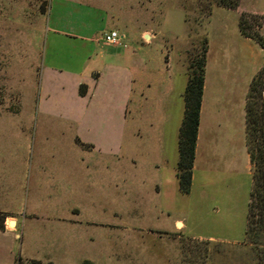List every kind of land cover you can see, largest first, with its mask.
Instances as JSON below:
<instances>
[{
	"label": "rangeland",
	"instance_id": "obj_1",
	"mask_svg": "<svg viewBox=\"0 0 264 264\" xmlns=\"http://www.w3.org/2000/svg\"><path fill=\"white\" fill-rule=\"evenodd\" d=\"M51 1L0 0V199L22 214L45 216L65 208L49 206L55 198L71 197L81 221L73 238L76 264H259L255 250L242 242L251 186L245 103L249 83L264 63V48L240 34L238 21L243 16L247 31L264 38V0H239L233 9L215 0H77L114 12L115 28L124 33L123 56L116 63L131 66L128 57L134 55L148 66L136 89V96H143L132 98L130 118L149 128L169 111L172 118H183L188 67L207 39L208 132L183 206L169 168L162 170L157 197L150 172L133 174L134 163L127 159L108 158V175L95 171L87 183L48 187V163L66 159L83 166L82 148L68 128L37 114ZM135 128L140 127H128ZM84 161L100 164L96 154ZM76 174L85 176L84 170ZM159 205L166 212L160 213ZM175 219L183 221L181 229ZM41 220L34 218L29 226L41 228L37 248L42 251L48 249L43 241L52 244L55 233L52 223ZM27 233L26 228L24 242Z\"/></svg>",
	"mask_w": 264,
	"mask_h": 264
},
{
	"label": "crops",
	"instance_id": "obj_2",
	"mask_svg": "<svg viewBox=\"0 0 264 264\" xmlns=\"http://www.w3.org/2000/svg\"><path fill=\"white\" fill-rule=\"evenodd\" d=\"M112 12L99 5L77 0H52L49 6L37 114L43 116L46 122L60 120L68 128L74 143L82 148L80 153L83 155L79 163L83 166L76 167V161L69 162L66 159L61 163L60 161L48 163L49 171L45 173L43 169L46 175H50L47 180L48 187L50 188L49 184H53L57 190L67 184L73 185L80 181L87 183L92 179L90 174L95 171L106 172L108 175L110 171L108 158L127 159L134 163L133 174L135 171L139 174L150 172L157 197L163 188L162 170L164 167L169 168L173 173L171 177L176 180L175 193L180 194L181 199L177 200L183 206L185 205L183 198L188 194L182 195L178 190L175 170L178 158L173 156V152H178V128L182 118L180 120L172 118L169 111L165 114L164 121L154 127L152 124L150 128L143 125L140 120L130 118L132 98L134 97L136 102L137 97L139 99V96H143L142 92L136 96V89L141 85L148 66L136 61L134 55L128 57L131 66H123L114 61L123 56L121 41L116 44L106 43L102 35L107 31L116 30L120 38H123L124 33L115 28L117 22ZM142 36L145 37L146 33ZM82 84L86 86L83 95L79 92ZM139 103L140 106L141 102ZM208 116L209 109L203 92L191 190L195 171L202 157V144L208 132L206 128ZM133 123L140 128L129 130L128 127ZM93 154L99 157V168L97 164L92 166L93 163L91 165L84 161L85 157ZM78 170H84L85 176L82 177L80 174L78 176L76 174ZM246 170L251 176L252 185V165L248 151ZM171 177L169 181L172 185ZM102 180L108 181V178L103 177ZM250 190L251 186L249 193ZM71 201V197L62 194L61 198H55L49 206L59 205L65 208H61L57 214L36 216L32 213L22 214L19 209L11 208L5 199H0V212L7 215L4 229L0 230V264L19 262L28 264L31 260L39 261L41 264H76L77 242L76 240L74 242L73 238L77 237L76 232L81 221L80 211L72 207ZM165 209L160 206V213L166 212ZM38 217L42 219L41 221L52 223L55 233L52 244L43 241V245H48V249L42 251L37 248L40 246L38 242L41 238V228L29 226V222ZM174 224L179 229L184 226L181 219H175ZM26 228L28 233L24 242Z\"/></svg>",
	"mask_w": 264,
	"mask_h": 264
},
{
	"label": "trees",
	"instance_id": "obj_3",
	"mask_svg": "<svg viewBox=\"0 0 264 264\" xmlns=\"http://www.w3.org/2000/svg\"><path fill=\"white\" fill-rule=\"evenodd\" d=\"M215 1L220 7L231 9L236 8L239 3V0ZM246 24L247 22L241 16L238 21L240 34L253 39L261 48H264L263 36L257 31H247L249 25ZM206 52L207 39H204L199 52L190 61L188 79L182 94L184 112L178 132V160L175 167L178 189L182 194L189 193L192 182L205 85ZM79 92L81 95L85 94L86 86L80 85ZM245 132L247 151L252 165V185L242 242L250 245L255 250L259 264H264V63L249 83L245 103ZM6 216L5 213L0 212V230L4 229ZM88 263V261L85 262V264ZM28 264L41 263L31 260Z\"/></svg>",
	"mask_w": 264,
	"mask_h": 264
},
{
	"label": "built area",
	"instance_id": "obj_4",
	"mask_svg": "<svg viewBox=\"0 0 264 264\" xmlns=\"http://www.w3.org/2000/svg\"><path fill=\"white\" fill-rule=\"evenodd\" d=\"M103 41L110 44H116L120 40V35L116 30H110L102 35Z\"/></svg>",
	"mask_w": 264,
	"mask_h": 264
}]
</instances>
